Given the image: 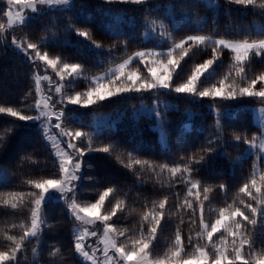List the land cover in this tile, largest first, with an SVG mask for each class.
Here are the masks:
<instances>
[{
  "label": "snow or ice",
  "instance_id": "snow-or-ice-1",
  "mask_svg": "<svg viewBox=\"0 0 264 264\" xmlns=\"http://www.w3.org/2000/svg\"><path fill=\"white\" fill-rule=\"evenodd\" d=\"M177 2L170 0L166 5H153V0H103L98 3L97 11L103 17L100 26L115 38L114 43L107 46L106 53L102 51L103 42L95 38L91 29L72 23L74 18L68 15L83 6L82 0L79 4L78 0H6L5 6L0 8V15L6 17V22H0V43L5 47L10 44L23 53L33 69V88L25 97H31V104L25 108L0 105V114L15 118L9 121L11 127L0 131V149L5 147L18 122H25L21 126L38 122L57 168L54 175L29 177L17 188L0 191V216L12 221L0 224V237L5 241L0 247V264H67L68 252L76 264H264V248L255 249L253 235L258 224L264 228V167H261L264 165V120L251 135L246 131L234 130L232 133L237 150L241 144L247 145L242 155L232 161L233 166L242 165L253 155L258 162L253 163L250 175L232 196L228 195L230 186L227 183H207L200 178L205 162L213 159L211 154L224 151L227 144L225 121L234 107H248L254 101L261 105L259 112L264 117V71L251 76L248 71V66L257 57L264 62V23L256 24L255 35L247 31L238 39L204 34L203 25L207 19L200 17L199 7H195L194 13L185 9L177 12ZM179 2L186 3L187 0ZM226 4L230 10L233 5L244 11L259 10L264 17V0H226ZM128 6H136L133 11L142 9L146 13L144 34L139 43L153 44L130 54L127 51L129 40L135 37L126 36L123 30L107 24L112 18L127 17ZM205 6L215 11L220 7V0H207ZM161 9L164 18L153 15ZM177 14L195 25L192 34L180 39L174 35L180 30ZM44 17H48L49 22L34 40L25 29L32 20ZM61 17L69 21L63 29L67 36L75 32L78 37H83L84 41L77 43L90 42L87 46L97 56L106 57L112 66L102 73L90 75L84 63L66 60L62 53L52 52L50 46L61 41L58 35ZM127 18L135 25L134 18ZM17 30L24 35L13 34ZM121 47L125 58L116 62L112 54L119 52ZM207 48L211 49L209 57L195 64L186 80L179 81L176 69L180 62L185 57L191 58L190 53L195 55ZM226 50L231 55V62L224 74L214 80L216 68L224 63L221 58ZM174 73L177 79H174ZM81 78L88 81V86L76 89ZM211 80L214 82L205 84ZM172 92L181 94L176 99L190 102H194V98H200V102L210 98L215 121L214 131L199 148L171 163L142 155L139 142L131 150L121 147L119 141L112 139L111 127L103 128L96 123L95 114L93 123L85 125L79 108L70 107L95 105L102 108L104 102H112L113 97H154L150 108L141 101V109H134V114L147 108L164 133L170 105L165 101L162 109L160 97ZM245 97L252 99L246 101ZM186 112L189 117L193 115L191 109ZM177 136L178 148L185 151V135L178 133ZM168 139L166 133L161 136L164 152L171 151ZM91 153L114 158L136 177L133 183L138 187H144L145 179L154 180L159 187L154 185L153 190L160 195L156 199H140L141 206L136 209L131 207L138 202L130 198L132 189L125 191L122 183H109L97 192L96 198L82 200L79 190ZM21 159L37 163L34 154H25ZM0 177L4 178L0 187L7 188L12 177L3 167H0ZM177 185L182 187L177 188ZM217 190L223 191L225 199L214 209L215 218L208 219L206 206L215 199L213 193ZM61 200L72 218L71 247L65 249L59 242L48 245L45 262L42 246L46 243V230L55 227L48 223V206ZM23 209H28V213L21 216ZM172 209L176 216L174 238L166 250L158 254L160 233L164 225L171 222ZM125 212L137 214L134 228L119 223ZM185 223L190 226L187 235L183 231ZM29 245H32L31 259Z\"/></svg>",
  "mask_w": 264,
  "mask_h": 264
},
{
  "label": "trees",
  "instance_id": "trees-1",
  "mask_svg": "<svg viewBox=\"0 0 264 264\" xmlns=\"http://www.w3.org/2000/svg\"><path fill=\"white\" fill-rule=\"evenodd\" d=\"M103 0H82L83 6H78L72 13L68 15L73 16L72 23H79L82 27L91 29L93 35L97 40L104 44L103 52H107V46L114 43L115 38L111 36L108 31L101 28L103 17L97 11V4L102 3ZM170 0H153V5L156 3L168 4ZM207 0H187V2L176 3L177 12L180 9H185L188 12H195V7H199L200 17H205L207 23L203 25L204 34H214L219 36H227L230 38H242V35L247 31H253L258 23H264V17L259 14V10L244 11L240 6L233 5L231 10L226 4V0H220V7L213 10L212 7H206ZM6 0H0V8H3ZM79 4V0H78ZM136 6H128L127 17L135 19V25L129 23L128 18L121 20L112 18L107 21L111 28L123 30L126 36H134V39L129 40L128 53L136 51L140 47H152L153 44L141 45L140 38L144 34V16L146 13L142 9L133 11ZM153 15H159L164 18V10L154 12ZM195 19V15H193ZM176 20L180 28L179 31L174 32L176 39L182 38L184 35L192 34L195 30V25L190 24L186 18L176 15ZM0 22H6V17L0 15ZM49 18L44 17L32 20L25 31L36 40L41 34L43 27L48 24ZM60 29L58 35L61 38L59 44L50 46L52 52L62 53L66 60L80 61L86 65V71L90 75H96L106 71L112 65L108 62L106 57L97 56L87 45L90 42L77 43V41H84L83 37H78L75 32L70 36L63 30L68 26L69 21L61 17L59 20ZM171 31V29H170ZM16 36L24 35V32L17 30ZM67 36V42L65 37ZM125 37H121L124 39ZM170 43V42H169ZM167 45H165V48ZM211 53V49L207 48L196 52L195 55L190 53V57H185L184 61L180 62V66L176 69L179 73V81L186 80L191 74L195 64L202 63ZM113 60L118 62L125 58L124 49L121 47L119 52L113 53ZM224 63L221 67L216 68V77L218 79L227 70L231 62V55L228 50L225 51L224 57L221 58ZM104 62L101 63L100 61ZM143 68V65H141ZM215 67V65H214ZM32 66L27 57L16 50L14 46L9 44L8 47L0 43V105H11L25 108L26 105L31 104V97L25 99L27 92L33 88L32 84ZM51 71V69H49ZM146 72V68H143ZM211 71V69H210ZM249 75L259 74L264 71V62L257 57L253 63L248 66ZM176 73L173 74L174 79H177ZM207 75V74H205ZM203 79V77H201ZM214 80L205 81V84L212 83ZM178 81V82H179ZM88 86V81L81 78L75 87L76 89H84ZM177 95L172 92L171 95L161 96V108H164V102L167 101L170 107L167 110V120L165 122L164 134L169 137L168 143L171 149L170 152L163 151V144L159 138V127L157 119L153 115H149L147 108H150L154 102V97L145 96L132 99H120L118 97L111 98L112 102L105 101L104 107L97 108L95 105L89 108H81L80 106H70L79 108V114L85 125L93 123V114L97 117L96 123L103 128H112L111 137L115 141H119L120 146L131 150L135 143L139 142L143 148L142 155L154 158L158 161L174 162L178 161L181 155L187 154L194 148H199L204 141H206L214 131L215 112L210 107V98H194V102L186 99H176ZM246 101L252 98H243ZM141 101L147 106L142 109L139 114H134V109H141ZM231 103V102H230ZM261 106L252 101L248 107L236 106L225 121V136L224 140L227 144L220 154L213 153L211 162H205L202 168L201 179L207 183L219 184L221 182L227 183L230 186L229 196H232L243 181L250 175L252 165L255 163L253 156L244 161L242 165L232 164V161L240 157L243 149L247 147L246 144H241L237 150L233 139V131L248 132L250 135L257 129L252 121L251 109L253 107ZM186 109H191L193 115L189 117ZM223 110V108H222ZM15 118L8 117L5 114H0V131L12 125L9 121ZM18 122L11 138L6 142L3 149H0V167L7 170L12 181L7 185V188L0 187V191L11 190L17 188L22 182L29 177L34 176H49L57 172V168L53 162L52 150L49 143L43 138L40 128L36 123ZM87 130V129H86ZM161 130V129H160ZM178 133H182L186 137L187 148L181 151L176 143ZM222 144L224 141L221 142ZM25 154H34L37 163L30 161H22ZM88 158V166L86 169L85 178L80 187V197L82 200H91L96 198L97 192L109 183L123 184L124 190L132 189L130 198L137 200V203L131 205L136 209L140 208L139 200L142 198L156 199L160 195L155 192V187H159L154 180L145 179L143 181L144 187L136 186L133 181L136 179L127 169H124L114 158L106 156L102 153H91ZM264 167V165H261ZM177 188L182 186L177 185ZM139 194V196L137 195ZM215 199L210 205L206 206V216L208 219H214L216 216L215 208L221 204L225 199L223 191L217 190L213 193ZM48 223H53L54 228L46 230L45 245H43V261L48 260V245L53 243H61L65 249L71 247V233L73 228L72 218L67 214L63 201L51 202L48 206ZM28 209L21 210V216L27 215ZM119 215V213H118ZM113 219H116L115 217ZM138 219L136 213L129 215L128 212L119 221L122 226L132 227L136 226L135 221ZM171 222L164 225L163 231L160 233V243L157 246V253L162 254L168 244L174 238V230L176 227L175 209H172L170 217ZM5 222L11 223L9 218L0 216V224ZM163 224V222H162ZM47 228V226H45ZM189 224L183 225V231L187 235L189 231ZM255 249L264 248V228L259 224L256 226L254 232ZM5 241L0 237V247H3ZM32 245H29V259H31ZM67 264H76L71 252L66 253Z\"/></svg>",
  "mask_w": 264,
  "mask_h": 264
},
{
  "label": "rangeland",
  "instance_id": "rangeland-1",
  "mask_svg": "<svg viewBox=\"0 0 264 264\" xmlns=\"http://www.w3.org/2000/svg\"><path fill=\"white\" fill-rule=\"evenodd\" d=\"M146 71H147V69H146ZM261 106H257V107H253L252 109H251V114H252V121H253V123L255 124V125H257L258 126V124L262 121V120H264V117H262V115H261V113L259 112V108H260ZM36 124H37V126H38V128H40L39 127V123L38 122H35ZM98 124V123H97ZM156 127H158L157 125H156ZM41 130V129H40ZM54 131H58V130H55L54 129ZM41 132H42V130H41ZM159 138H160V141H161V136L164 134V133H162V131L159 129ZM47 143H48V141H47ZM253 157H254V159H255V163H258L257 162V158H256V156L255 155H253ZM4 183V178L3 177H0V184H3ZM91 242V241H90Z\"/></svg>",
  "mask_w": 264,
  "mask_h": 264
}]
</instances>
